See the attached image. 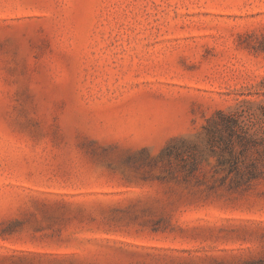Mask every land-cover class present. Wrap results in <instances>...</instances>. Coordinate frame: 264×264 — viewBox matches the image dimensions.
Returning <instances> with one entry per match:
<instances>
[{
    "label": "rangeland",
    "instance_id": "374dc122",
    "mask_svg": "<svg viewBox=\"0 0 264 264\" xmlns=\"http://www.w3.org/2000/svg\"><path fill=\"white\" fill-rule=\"evenodd\" d=\"M0 44V264H264V0H0Z\"/></svg>",
    "mask_w": 264,
    "mask_h": 264
},
{
    "label": "snow or ice",
    "instance_id": "6c2138e0",
    "mask_svg": "<svg viewBox=\"0 0 264 264\" xmlns=\"http://www.w3.org/2000/svg\"><path fill=\"white\" fill-rule=\"evenodd\" d=\"M4 45L0 44V49H3ZM0 63H6V61H0ZM78 135V130L75 127H68L64 130V135L66 136H72V135ZM64 135H62L61 139L64 138ZM245 195V204L247 207L254 208L255 205L259 206V209L261 212H264V187H262L259 191H257L255 188L250 189L247 194ZM33 210H39V205L33 204L32 208L29 209V211ZM259 241L261 245H264V234L259 236Z\"/></svg>",
    "mask_w": 264,
    "mask_h": 264
},
{
    "label": "trees",
    "instance_id": "16d2710c",
    "mask_svg": "<svg viewBox=\"0 0 264 264\" xmlns=\"http://www.w3.org/2000/svg\"><path fill=\"white\" fill-rule=\"evenodd\" d=\"M223 120L225 121L224 125L226 130L233 131L232 128L236 123V119L233 117H225ZM262 157L264 158V146L262 147Z\"/></svg>",
    "mask_w": 264,
    "mask_h": 264
}]
</instances>
